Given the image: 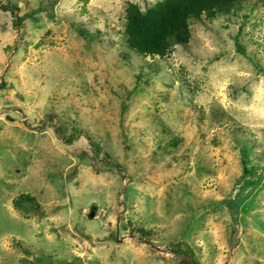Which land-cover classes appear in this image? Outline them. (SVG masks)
<instances>
[{
	"label": "rangeland",
	"instance_id": "1",
	"mask_svg": "<svg viewBox=\"0 0 264 264\" xmlns=\"http://www.w3.org/2000/svg\"><path fill=\"white\" fill-rule=\"evenodd\" d=\"M157 1L18 0L25 33L0 10V264H163L150 244L176 239L197 264H264V0L142 58L124 12ZM87 17L108 30L89 44L68 24ZM50 113L99 136L129 177L78 153L82 136L61 145Z\"/></svg>",
	"mask_w": 264,
	"mask_h": 264
},
{
	"label": "trees",
	"instance_id": "2",
	"mask_svg": "<svg viewBox=\"0 0 264 264\" xmlns=\"http://www.w3.org/2000/svg\"><path fill=\"white\" fill-rule=\"evenodd\" d=\"M145 1V0H143ZM249 0H160L151 6H147L144 10L137 8V5L128 4L129 8L125 9L124 20L122 24V35L124 36L127 47L139 57H164L173 46H185L190 40V28L191 24L199 25L203 30L213 33L214 28L206 23L211 22L217 17H224L225 19L236 18L238 13H241L246 7L253 5L248 4ZM18 0H0V10L3 12H10L13 17V27H21L25 33L27 30L23 28V24L26 17L30 14H20ZM51 6V3L49 4ZM247 13H241L242 18H248ZM79 19L78 21H68V24L75 30L80 38L90 41L100 39L102 36H106L104 28H98L94 31L87 29L89 20ZM92 26V24L90 25ZM25 27V26H24ZM101 36V37H100ZM104 40V37H103ZM102 40V41H103ZM237 52L242 53L241 45L235 43ZM10 48V47H9ZM8 48V49H9ZM151 58V59H153ZM145 69H149L154 64L144 62ZM40 71L38 68L35 71ZM34 72V71H33ZM142 70L137 71L133 77L135 79V85L142 79L140 73ZM5 85V80L0 79V88ZM127 99L128 97H124ZM121 110L126 109V103L122 102ZM47 125L52 129L56 140L61 145L70 146L79 137L84 138V142H81L85 147L80 148L78 153H85L91 151V156H87L85 153L84 158H89L95 164L102 166L104 172L117 174L120 178H128V174H124L126 168L123 163L113 160L106 151L100 145L98 136H92L89 133L83 132L80 128L71 127L68 132H63L62 124L54 122L55 118H58L56 114L50 113L47 116ZM42 131V130H41ZM125 135V132H123ZM175 142L173 146H175ZM246 147H242V155L246 159L249 153ZM83 158V159H84ZM79 162L83 161L78 159ZM254 176H264V165H256ZM29 194H20L18 199L22 202H27L30 199ZM17 199V201H18ZM16 201V202H17ZM15 202V203H16ZM18 205V204H17ZM120 206V204H119ZM92 208V207H91ZM121 213V211H120ZM120 213H118L120 215ZM120 217V216H119ZM230 230V246L235 245L239 239V230L236 224L231 222L229 226ZM134 231V230H132ZM115 236V235H113ZM157 256V259L163 263L168 264L170 262H177L178 264H197L196 258L193 256L192 249L182 239L171 240L169 242H162L161 245L156 246L150 244ZM157 247V248H156ZM25 264H37L30 262L29 260ZM52 264V262H50ZM69 264V263H64Z\"/></svg>",
	"mask_w": 264,
	"mask_h": 264
}]
</instances>
